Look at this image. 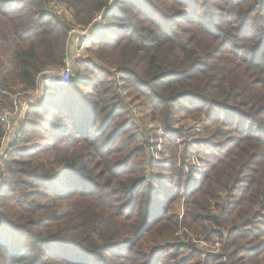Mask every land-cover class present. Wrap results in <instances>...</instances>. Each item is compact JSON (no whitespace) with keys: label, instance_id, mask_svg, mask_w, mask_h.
I'll list each match as a JSON object with an SVG mask.
<instances>
[{"label":"trees","instance_id":"obj_1","mask_svg":"<svg viewBox=\"0 0 264 264\" xmlns=\"http://www.w3.org/2000/svg\"><path fill=\"white\" fill-rule=\"evenodd\" d=\"M54 2L103 27L70 86L46 79L0 160V264H264V0H0L10 92L65 67L72 24ZM176 114L215 143L191 142ZM148 124L166 133L154 162ZM203 147L214 160L191 175Z\"/></svg>","mask_w":264,"mask_h":264},{"label":"rangeland","instance_id":"obj_2","mask_svg":"<svg viewBox=\"0 0 264 264\" xmlns=\"http://www.w3.org/2000/svg\"><path fill=\"white\" fill-rule=\"evenodd\" d=\"M100 15L102 16V14H99V16ZM96 33H97V31H96ZM96 33H95V35H96ZM95 35H94V39H95ZM96 40H97V38H96ZM68 43H69V48H68V54L69 55H68L67 58L72 56L73 52H75V51H72V49H70L71 45H70L69 37H68ZM94 46H96V45L93 44V42H92V46L89 49H93ZM88 50H86L84 53H82L81 55H79L76 58H74V61H73V64H72L73 73H75V71H76L77 63L79 61H81L82 59L87 58L90 55V53L88 54ZM0 52H1L3 57H4L5 54H7L6 52H4V47L3 46H1ZM7 56H8V54H7ZM52 71H54V70H52ZM57 71H59V70H57ZM2 74H3V72H2ZM1 75H0V79H1ZM45 76H47V74ZM46 79L49 80L50 82H53L51 84L52 85L51 87L59 84V82H58L59 72H56V74H49V76L41 78V80L38 81V88L36 90L30 92V93H24L22 91H18L19 89H17L16 91L10 92L8 89L5 88V86L0 85V93H1V95L10 96L14 100V106L16 104L18 105L19 112H20V108H22V110H23V113H22L21 119H20V123H19L20 130H21L22 122H23V120L25 118V115H26L27 104H33L34 102H36L38 100V98L40 99L44 89H46V87H47ZM51 79H53V81H51ZM71 84H72V82H71ZM14 109H15V107H13V108L12 107L11 108H9V107L3 108V112L1 113L0 118H3V116L5 114H8V113L12 112V110H14ZM133 111L135 113L136 112V108H134ZM138 115H141L140 118H144V120L146 121L145 122L146 124L148 123V120H147L148 116L146 114H142V113L138 112ZM176 116H177V121L175 123V126H176L175 128L182 129L183 132H192V129H194V130L197 129V131H195V133H192V135H191V137L193 136L191 138V142H194L195 144L198 145V139L202 138V139H205V140H211V141H213L215 143L214 139L209 138L208 134L203 132V126H200V122L198 121V118H196L194 116H190V115H185V114H180V115L176 114ZM205 124L210 125L209 126L210 129L214 128L210 123H205ZM148 128H149V130H151V132L147 134L145 139L149 140L151 153L153 155L151 161L154 162V161H156V160H158L160 158V156H161L160 154H162V152L164 151L165 144L163 142L162 136H164L166 133H165V129L163 127L157 126V124H148ZM188 129L190 131H188ZM161 132H163V135L161 134ZM20 137H21V131H20ZM17 140H15L14 143ZM224 141L225 140L223 139L222 141H219V142H222L221 144H223ZM207 142H209V141H207ZM0 149H1V143H0ZM9 151H11V148H10V150L6 151L0 157V160H2L4 158H7L9 156ZM213 152L215 153V150H213L211 147H207V148L203 147V149H199L198 150V156L196 154H194V155H192V159L189 160L190 166L187 168L188 173H190L191 175H194V173H196L198 170H202V168H200V162L202 164V160H206V159H209L210 161L214 160V158L211 157V156H214ZM224 152L225 151L221 149L220 152L217 151V154H218V156H220ZM179 154H180V152H179ZM179 157H181V155H179ZM199 159H200V162H199ZM0 180H1V178H0ZM172 210H173L174 213H177V211L180 212V214L183 213L184 212V199H182L181 202L178 201V203H176V205H174ZM187 232L188 231H187L186 227H184V226H182L180 224L179 230L177 232L178 238L181 241H183V242H187L188 236H185V234ZM189 239L192 242H196V240L193 239V236H191V235L189 236ZM193 244H195V243H193ZM198 245H199V242H198ZM198 247L201 248V246H198ZM221 253H222L221 244L219 242H216V243L211 244V245H205V249H204L202 255L203 256L214 257V256L220 255ZM224 261L227 262L228 259L224 257Z\"/></svg>","mask_w":264,"mask_h":264},{"label":"built area","instance_id":"obj_3","mask_svg":"<svg viewBox=\"0 0 264 264\" xmlns=\"http://www.w3.org/2000/svg\"><path fill=\"white\" fill-rule=\"evenodd\" d=\"M54 3L55 5L53 8V14L58 16L62 20L72 24L68 32V37L70 40L71 49L75 52H73L72 56L66 59L64 68L60 69L59 71H47L44 73V75L47 74V76H49V74H56V72H59V84H61L62 86H69L74 77V73L72 71V64L74 58L81 55L92 46L93 38L96 31L99 28L103 27V15H98L99 17L97 16L89 26L84 27L75 22L71 9H68L65 5H62L61 3ZM51 81H53V79H51ZM14 107L15 109L12 110V112L5 114L3 118H1V122L4 129V136L1 141L0 157L6 151L10 150L14 141L20 137L19 123L23 110L22 108H20L19 112L17 104ZM161 134L163 135V132H161ZM189 240L190 239L187 238V241Z\"/></svg>","mask_w":264,"mask_h":264},{"label":"crops","instance_id":"obj_4","mask_svg":"<svg viewBox=\"0 0 264 264\" xmlns=\"http://www.w3.org/2000/svg\"><path fill=\"white\" fill-rule=\"evenodd\" d=\"M71 49V48H70Z\"/></svg>","mask_w":264,"mask_h":264}]
</instances>
